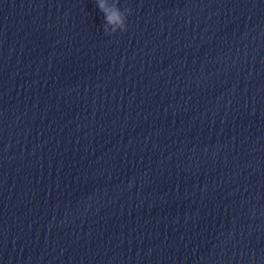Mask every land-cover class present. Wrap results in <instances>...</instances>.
Listing matches in <instances>:
<instances>
[{
    "label": "water",
    "instance_id": "water-1",
    "mask_svg": "<svg viewBox=\"0 0 264 264\" xmlns=\"http://www.w3.org/2000/svg\"><path fill=\"white\" fill-rule=\"evenodd\" d=\"M118 7L0 0V264H264V0Z\"/></svg>",
    "mask_w": 264,
    "mask_h": 264
},
{
    "label": "clouds",
    "instance_id": "clouds-1",
    "mask_svg": "<svg viewBox=\"0 0 264 264\" xmlns=\"http://www.w3.org/2000/svg\"><path fill=\"white\" fill-rule=\"evenodd\" d=\"M96 3L100 12L104 14V35L109 36L117 31H126L127 16L131 14L129 9L125 8L121 11L118 0H96Z\"/></svg>",
    "mask_w": 264,
    "mask_h": 264
}]
</instances>
